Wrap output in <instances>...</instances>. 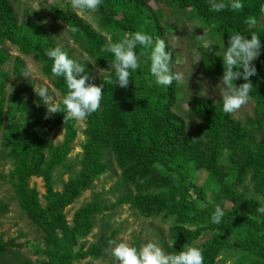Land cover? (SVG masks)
Masks as SVG:
<instances>
[{
    "label": "trees",
    "instance_id": "trees-1",
    "mask_svg": "<svg viewBox=\"0 0 264 264\" xmlns=\"http://www.w3.org/2000/svg\"><path fill=\"white\" fill-rule=\"evenodd\" d=\"M15 1L0 0V45L7 42L20 54L33 56L40 63L42 74L52 80L62 101L67 92L66 82L64 77L52 75L53 61L46 55L48 50L58 46L39 22L19 17ZM151 1L156 0H103L95 14L100 29L110 36L142 31L151 35L154 42L156 38L164 39L168 45L166 50L172 53L173 68L176 54L160 16L150 7ZM164 1L172 9L191 12L212 36L224 41L237 33L248 38L252 32L260 36L261 54L253 62L257 75L250 77L254 85L251 101L255 106L254 116L249 120L252 128L224 113L222 99L213 103L196 95L188 108L199 121L198 137L194 138L174 111L177 82L171 86L158 85L150 74V61L142 63L132 73L126 89L105 83L107 75L116 79L111 72L94 83L103 85V98L100 109L85 120L87 140L81 169L57 191L53 184L55 170L63 168L69 173L73 168L65 161L77 137L76 121L65 123L63 112L46 118L40 97L23 96L29 93L30 82L16 87L10 94L5 93L6 83L22 74L23 63L15 58L11 70L3 71L9 58L0 50V147L12 165L7 175L0 174V181L10 185L19 210L43 235L45 249L38 250L46 258L42 264H78L87 258L100 257L111 246L108 242L114 235L101 238L87 250L79 245V240L92 230L94 217L110 210L107 206L98 201L84 205L75 211L71 226L65 213L96 178L107 171L108 164L103 161L105 152L116 163L124 185L134 191L121 197L117 204L131 205L144 218L162 215L174 219L169 229L172 246L168 253L193 246L202 232L211 231V240L194 246L202 250L204 264H215L221 251L229 248L242 252L236 264H264V213L257 211L262 204L236 189L250 175L254 192L264 198V13L260 11L264 0H241L242 11L226 9L219 13L209 10V0ZM49 13L54 21L67 26L72 40L80 44L88 61L77 60L69 49H61L85 66L89 81L94 77L89 61L100 69L109 68L114 57L101 52L109 44L101 33L68 8L50 7ZM249 16L263 24L250 29L245 23ZM73 27L78 31L73 33ZM198 50L204 77L211 82L221 79L223 55L203 45ZM136 51L138 55L143 52L142 60H147L151 49L138 46ZM244 82L238 79L235 84ZM32 101L36 104L34 110H30ZM16 114L23 115L22 123L9 122ZM60 126L64 127V138L55 146L51 136ZM223 150L227 152L225 164L219 162ZM199 172L205 173L201 184L193 180ZM32 178L43 182L44 204L30 184ZM217 205L224 211L220 224L211 221ZM193 226L195 230L191 229ZM133 246L139 249L138 244ZM14 247V239L4 241L0 237V264Z\"/></svg>",
    "mask_w": 264,
    "mask_h": 264
},
{
    "label": "rangeland",
    "instance_id": "rangeland-1",
    "mask_svg": "<svg viewBox=\"0 0 264 264\" xmlns=\"http://www.w3.org/2000/svg\"><path fill=\"white\" fill-rule=\"evenodd\" d=\"M16 11L20 18L28 17L32 21H37L49 33L54 42L59 47H65L72 53L73 58L81 61H88L84 55L79 43L72 40L69 34V28L54 21L49 13L50 7L59 9L68 8L71 12L81 17L95 31L101 33L108 43L117 42L122 36H110L100 29L98 17L95 13L77 14L68 3V0H16L14 3ZM152 10L160 16L162 25L167 31L169 44L173 47V35L180 38L176 48L173 47L176 58L173 65L174 71H183L188 75V80L184 83H177V103L174 108L186 123L188 130L194 138L198 137L197 125L198 120L189 113V102L193 96L199 95L216 102L222 99L217 85L220 79L214 82L207 80L203 75V64L201 62L198 47L213 48L216 53L222 54L228 47V41L212 36L206 27L202 26L194 17V14L185 10L172 9L164 0H156L150 2ZM260 21L258 25H262ZM0 50L4 51L9 58L3 66V71L8 72L12 68L13 59L17 58L23 63V71L27 65H31L34 69V77L25 78L23 74L12 77L5 85V93L10 94L16 87H24L30 82L32 87L29 93L23 94L24 97L35 98L36 92L34 88L46 84L50 92L58 95L56 100H61L60 94L54 90L52 80L42 74L40 63L33 56H24L19 51L5 42L0 45ZM94 77L89 83L94 84L99 77L107 75L109 68L101 70L92 62ZM101 70V71H100ZM191 72V74H190ZM254 102H250L242 107L237 113L232 114L233 118L239 121L243 126L251 127L249 120L254 116ZM36 104L32 101L30 110L35 109ZM45 115L47 107L43 103ZM50 117V116H49ZM9 122H23V115L16 114L15 119ZM77 137L72 144V151L68 155L65 164H71L73 168L69 173H65L63 168L56 169L53 176L54 188L61 191L64 182L70 177L75 176L81 169V156L83 146L86 143L84 130L86 129L85 121H76L75 124ZM258 137V136H257ZM64 138V127L60 126L52 132L51 140L55 146L62 143ZM227 158L226 150L220 158V163L225 164ZM103 161L108 164V169L98 176L90 187L81 194V196L66 209V218L68 224L72 225V219L75 211L84 205L93 201H98L101 205L107 206L110 210L99 213L94 217V225L89 235L79 240V245H84V250L96 244L101 238H108L114 235L113 240L117 242H127L131 246L138 244L139 248L148 242H152L164 249L168 250L172 246L170 242L169 229L174 225L172 217L166 218L161 216L144 218L131 205H119L118 200L128 193H134L131 187H126L121 179L120 171L108 152H105ZM12 169V165L7 155L1 151L0 147V174L7 175ZM205 178L204 172L194 175V182L201 184ZM31 186L35 187L40 195L41 203L44 204L42 196L44 194L43 182L41 179L32 178ZM238 192L244 193L246 196L261 203L264 198L254 192L250 175L245 181L236 187ZM226 206H229L227 204ZM195 230V226L191 227ZM42 234L38 232L28 221L26 216L19 210L17 202L13 199V191L8 183L0 181V237L4 241L14 239L16 247L10 249L9 253L4 257L3 264H42L45 256L38 250H44ZM213 232L204 231L199 238L193 243L198 246L211 240ZM231 242V239H228ZM79 248L76 247V249ZM112 246L105 249L100 257L87 258L81 260L78 264H119V262L111 255ZM242 252L234 249H224L221 251L215 264H236L241 257ZM244 264H249L245 262Z\"/></svg>",
    "mask_w": 264,
    "mask_h": 264
},
{
    "label": "clouds",
    "instance_id": "clouds-1",
    "mask_svg": "<svg viewBox=\"0 0 264 264\" xmlns=\"http://www.w3.org/2000/svg\"><path fill=\"white\" fill-rule=\"evenodd\" d=\"M68 3L77 14L95 13L100 9L103 0H68ZM226 9L240 12L244 9V4L241 0H219V2L209 0L210 11L219 13ZM260 11L264 13V6H261ZM245 23L251 29L258 25V20L254 16H249ZM71 31L75 33L78 29L73 27ZM179 40V37L173 35L174 48ZM138 46L142 49H151L147 60H142L143 52L137 54ZM167 48L168 45L164 39L156 38L154 42L151 35L142 31L125 34L117 42H110L101 49V52L111 53L114 59L109 63L108 71L101 70L108 73L114 72L116 79L113 80L110 75H107L104 78L105 83L119 85L126 89L132 73L138 70L142 63L148 61H150V74L158 85L171 86L173 82L184 83L190 75L186 77L183 71H173L172 53L166 50ZM260 54L261 40L256 32H252L250 38L239 33L230 36L228 47L223 53V75L217 85L222 97L224 113L235 114L250 102L254 86L250 77L257 75V68L253 62ZM46 55L53 61L52 75L64 77L67 87L66 94L59 102L56 100L58 94L54 91L50 92L46 84L34 88L36 95L47 107L46 118L63 112L65 123L68 120L85 121L88 116L100 109L103 85L88 83L90 76L85 71V66L70 58L61 47L48 50ZM22 74L25 78H35L31 65H27ZM238 79H243L245 82L237 86L235 81ZM261 204L257 211L264 213V200H261ZM223 218L224 211L217 205L211 221L220 224ZM108 243L112 246L111 255L119 264H204L202 250L194 246L183 248L177 253H167L152 242L146 243L139 249L124 241L109 240Z\"/></svg>",
    "mask_w": 264,
    "mask_h": 264
}]
</instances>
